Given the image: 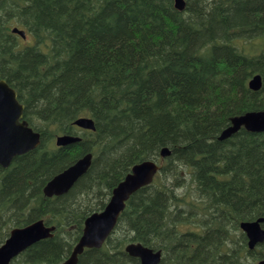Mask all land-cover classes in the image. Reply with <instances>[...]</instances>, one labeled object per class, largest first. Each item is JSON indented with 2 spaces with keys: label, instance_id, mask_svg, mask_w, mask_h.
Segmentation results:
<instances>
[{
  "label": "trees",
  "instance_id": "obj_1",
  "mask_svg": "<svg viewBox=\"0 0 264 264\" xmlns=\"http://www.w3.org/2000/svg\"><path fill=\"white\" fill-rule=\"evenodd\" d=\"M0 72L41 134L37 148L0 164V244L38 219L56 228L13 264L66 260L85 219L146 159L161 163L154 181L77 264H140L125 251L130 242L161 250L159 264L264 257V244L249 250L240 228L264 217V132L219 138L233 117L264 110V0H187L184 11L174 0H0ZM81 116L95 130L77 126ZM60 134L80 140L59 146ZM87 152L92 164L74 186L45 196V184Z\"/></svg>",
  "mask_w": 264,
  "mask_h": 264
},
{
  "label": "water",
  "instance_id": "obj_2",
  "mask_svg": "<svg viewBox=\"0 0 264 264\" xmlns=\"http://www.w3.org/2000/svg\"><path fill=\"white\" fill-rule=\"evenodd\" d=\"M175 3L177 7L183 8L186 0H175ZM13 32L23 38L26 37L25 30L18 27L13 28ZM262 83V76L256 74L251 78L249 86L253 90H258ZM24 111L25 105L20 101L17 90L0 73V164L5 168L10 166L15 157L35 149L40 144L41 134L29 125L24 118ZM74 123L81 128L95 129L94 121L90 117H80ZM241 127L252 132H263L264 110L249 111L233 117L231 125L223 130L220 136L227 138ZM79 140V136L63 134L57 136L56 143L66 146ZM160 154L162 158H166L171 154V150L164 147ZM92 160L93 154L88 152L55 174L44 186L45 195L53 197L67 193L88 171ZM160 168L159 162L155 159L136 163L112 190L106 206L85 219L81 237L74 245L69 257L60 264H77L85 249L101 248L116 227L127 201L139 189L151 184ZM240 226L247 235L250 249L264 242V217L242 221ZM55 229V226L47 225L43 219L12 228L9 236L0 244V264H13V260L30 246L42 239L52 237ZM125 251L139 258L140 264H159L162 259L161 250H154L140 242L128 243ZM257 264H264V259Z\"/></svg>",
  "mask_w": 264,
  "mask_h": 264
},
{
  "label": "bare ground",
  "instance_id": "obj_3",
  "mask_svg": "<svg viewBox=\"0 0 264 264\" xmlns=\"http://www.w3.org/2000/svg\"><path fill=\"white\" fill-rule=\"evenodd\" d=\"M175 7H176V9H178V10H180V11H184V10L186 9V7H187V0H186V4H185V6H184L183 8H179V7H177V6H176V3H175ZM254 75H256V74H254ZM254 75H253V76H254ZM253 76H252V77H253ZM250 80H251V79H250ZM249 82H250V81H249ZM256 111H259V110H256ZM81 117H90V116H81ZM79 118H80V117H79ZM90 118H92V117H90ZM77 119H78V118H77ZM92 119H93V118H92ZM93 121H94V120H93ZM94 124H95V122H94ZM228 127H229V126H228ZM95 128H96V127H95ZM226 128H227V127H226ZM226 128H225V129H226ZM225 129H224V130H225ZM92 130H95V129H92ZM222 132H223V131H222ZM222 132H221V133H222ZM60 135H63V134H60ZM70 135H74V134H70ZM220 135H221V134H220ZM232 135H233V134H232ZM232 135H231V136H232ZM57 136H58V135H57ZM57 136H56V138H57ZM76 136H78V135H76ZM231 136H229V137H231ZM79 137H80V136H79ZM219 138L223 140V139H227L228 137H227V138H221V136H219ZM56 144H57V143H56ZM57 145H58V144H57ZM59 146H60V145H59ZM168 148H169V147H168ZM169 149H170V148H169ZM170 150H171V149H170ZM171 151H172V150H171ZM87 153H88V152H87ZM91 153H92V152H91ZM92 154H93V153H92ZM170 155H171V154H170ZM170 155H169V156H170ZM70 163H71V162H70ZM58 173H59V172H58ZM45 185H46V184H45ZM35 186H36V185H35ZM43 192H44V188H43ZM44 194H45V193H44ZM45 196H46V195H45ZM52 210H53V209H52ZM150 248H151V247H150Z\"/></svg>",
  "mask_w": 264,
  "mask_h": 264
},
{
  "label": "rangeland",
  "instance_id": "obj_4",
  "mask_svg": "<svg viewBox=\"0 0 264 264\" xmlns=\"http://www.w3.org/2000/svg\"><path fill=\"white\" fill-rule=\"evenodd\" d=\"M174 2H175V0H174Z\"/></svg>",
  "mask_w": 264,
  "mask_h": 264
}]
</instances>
